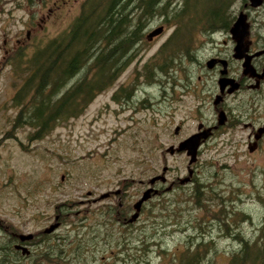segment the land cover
<instances>
[{"label":"rangeland","instance_id":"374dc122","mask_svg":"<svg viewBox=\"0 0 264 264\" xmlns=\"http://www.w3.org/2000/svg\"><path fill=\"white\" fill-rule=\"evenodd\" d=\"M44 1V9L38 4L29 6L28 17L37 23L36 34L32 31L28 40V58L69 30L83 0ZM49 8L50 17L40 20L49 14ZM13 14L19 18L13 20L11 30L10 25L5 28L12 32L22 28L24 11L13 10ZM3 24L0 21V34ZM160 25L164 31L148 41L146 34ZM205 27L206 31L202 24L197 26L189 41L184 36L177 42L181 46L171 49L168 45L160 52L183 25L163 23L160 17L150 19L133 60L114 84L84 102L86 107L77 117L34 141L28 139L31 128L12 127L17 114L11 107L12 97L25 77L28 58L8 62L0 57V240L11 232L35 234L26 244L29 255L9 252L0 256V264H160L156 251L182 249V227L195 235L208 232L206 237L213 238L217 248L229 250L234 244L224 237L223 227L211 218V211L232 216L227 221L235 220L234 228L246 237L264 228V144L249 152L242 140L247 130L234 128L228 121L229 126L216 138L201 144L190 165V180L184 184L180 179L188 176L190 157L185 151L172 155L166 151L196 131L197 120L217 118L210 106H197L199 87L212 79L193 62L194 57L206 56L201 49L211 27ZM168 47L170 52H166ZM145 64H149L145 71L155 66L160 72L154 71L146 79L141 75ZM160 64L167 73L157 67ZM187 79L193 82L194 94H187ZM123 90H131V96L124 97ZM176 126H180L178 135L174 134ZM164 166L166 181L152 185L159 193L143 203L144 210L131 222L133 226L123 223L150 187L149 179L161 174ZM196 186L201 190L197 193L204 206L201 209L195 205ZM109 192L114 195L100 197ZM107 205H113L115 211L124 206L126 218L118 212L119 221L108 218L101 211H108ZM173 212L180 213V222L174 223ZM55 222L58 227L42 239L46 235L42 231Z\"/></svg>","mask_w":264,"mask_h":264},{"label":"trees","instance_id":"16d2710c","mask_svg":"<svg viewBox=\"0 0 264 264\" xmlns=\"http://www.w3.org/2000/svg\"><path fill=\"white\" fill-rule=\"evenodd\" d=\"M241 1L246 0H207L205 4L199 0H181V3L180 0H83L80 12L69 30L48 41L26 60L25 77L12 97L14 106L11 107L17 111L12 127L24 125L31 128L28 139L34 141L51 133L59 124L77 117L86 107L84 102H90L95 95L110 88L122 69L133 60L138 45L145 38L150 19L160 17L163 23L183 25V29H176L171 40L161 47V52L168 45L173 46L171 49L181 46L177 42L184 36L189 41L193 30L201 24L205 31V25L211 27L209 30L216 25H223L229 7L234 3L240 4ZM198 9H201L200 13ZM170 51L168 47L166 52ZM148 65L143 66L141 73L146 79L153 77L152 72H160L155 70V66H150L145 71V66ZM157 67L167 73L162 64ZM83 69L84 73L81 72ZM76 76L79 77L76 79ZM118 90L115 91L114 98ZM131 92L123 90V96L129 98ZM200 191L196 186L194 198L199 209L204 207L199 202L201 196L197 193ZM66 201L72 202L70 198ZM62 205L67 204L64 202ZM143 207L140 213L144 210ZM107 209L109 210L101 211L114 221L117 219L116 212L126 218L124 206L115 211L113 205H107ZM209 215L212 219H218L217 223L223 227L224 237L234 246L229 250L217 248L214 239L206 237L208 232L195 235L196 233L182 227L185 235L182 249L156 251L161 259L160 264H264V228H260L253 237H246L239 229L234 228L235 220L229 224L227 219L232 216H219L220 212L213 211ZM171 216L174 223L180 222V213L173 212ZM200 221L198 219L197 222ZM123 223L133 226L127 220ZM47 235H41L42 239L48 238ZM11 237L13 238L9 233L4 240H0L2 258L9 252L21 253L11 244ZM111 253L117 255L115 250H111Z\"/></svg>","mask_w":264,"mask_h":264},{"label":"flooded vegetation","instance_id":"af4514ba","mask_svg":"<svg viewBox=\"0 0 264 264\" xmlns=\"http://www.w3.org/2000/svg\"><path fill=\"white\" fill-rule=\"evenodd\" d=\"M45 2L44 0H0V21L4 23L1 26L4 31L0 34L2 38L1 48L3 49L0 57L4 61L20 62L28 58V40L32 31L36 34L34 24L37 23L36 20L28 17L29 6L38 4L40 6L39 9H44ZM259 2L258 5H253L251 0H246L244 2L241 1L238 7H236V3L231 5L227 18H225V23L216 25L208 32L207 43L201 49L202 52H206V56L202 59L193 56V62L201 69V73L207 76L206 78H212L207 84L204 83L201 85L202 87H199V89L202 88V91L198 89V93L201 92V95H198L199 102H197V106H210L214 116H217L216 123L213 120H197L196 131L189 134L190 136L197 132L206 131L209 128L210 135L201 143L202 145L207 140L213 137L216 138L223 128L228 127V121H231L234 128L247 130L242 140L245 141L249 152H256L264 144V0H259ZM53 4H55V1ZM13 10L24 11V16L20 17V22L23 26L20 30L14 32L9 30L14 25L13 20L16 22L19 17L14 16ZM241 12L246 16L248 36L244 40V47L241 52H238L241 57H236L237 43L232 38L230 29ZM50 15L51 9L49 8V14L46 17L42 15L40 20H46ZM8 25H10L9 30L5 29ZM218 34L224 37L218 39L216 37ZM121 60H123L122 55ZM197 76L198 79H201L200 74ZM221 78L230 80V82L227 81L222 90L219 83ZM231 80L237 85L232 92H228L231 86H235L231 83ZM187 82L185 86L187 94H194L196 91L190 86V83L192 85L193 82L189 79H187ZM194 86L197 87L196 84ZM218 97L220 98L216 103ZM228 100L230 101L228 102ZM220 110H223L226 116L223 125H217ZM178 127L179 133L180 126ZM178 133L175 135H178ZM111 194L114 195L109 192L106 197ZM119 206H122V204L119 203ZM10 234L14 238L11 237L14 241L13 245H15L19 241L14 235L15 233L11 232ZM31 240L23 244L26 245Z\"/></svg>","mask_w":264,"mask_h":264},{"label":"water","instance_id":"95a60500","mask_svg":"<svg viewBox=\"0 0 264 264\" xmlns=\"http://www.w3.org/2000/svg\"><path fill=\"white\" fill-rule=\"evenodd\" d=\"M251 1H252L253 5H258L260 3L259 0H251ZM163 31H164V27L162 25L157 26L156 28L150 30L146 34V38L148 41H151L154 37L160 35ZM230 33H231L232 38L237 43L236 44V52H237L236 57H241V54H238V52L239 53L241 52V49L244 47L243 46L244 40L248 36V25L246 23V16L243 12L238 14L235 22L233 23V25L230 29ZM227 81L230 82V80H227L226 78H221L219 80L221 90L223 89V87H225ZM231 83L234 84L235 86L234 87L231 86L228 89V92H232L233 89L237 85L236 83H233V80H231ZM219 98L220 97H218V99L216 100V103L219 101ZM225 120H226L225 113L223 110H220L219 114H218L217 125H223L225 123ZM178 129H179V127L176 126L174 129V134L178 133ZM209 135H210V129L207 128L206 131L194 133V134L188 136L187 138L179 141L176 147L174 145H170L166 149V151L170 155H172L174 153H180V152L185 151L186 155H188L190 157L189 162H188V168H189L188 169V176L180 179L181 184H184L190 180V176L192 175V169L190 168V165L196 161L198 149H199L201 143L207 137H209ZM166 171H167V166H164L162 168L161 174L154 175L149 179L150 187L147 188L146 190H144L142 192L140 198L133 204L134 212L131 214L130 218L127 219V221L129 223L137 220V218L139 217L143 203L158 193V190L155 189L152 185L156 181L165 182L166 181V177H165ZM171 187H172V184H170L166 188V191L170 190ZM106 196H107V194L105 193V194H102L100 197L104 198ZM58 225H59V223L55 222V223L51 224L49 227L45 228L42 233L49 234V233L53 232L58 227ZM14 235H16L17 240L19 241L18 243H15L14 248L17 250H20L22 255H28L30 253V251L27 248V246L23 243L31 240L34 237V234L33 233H28V234L16 233Z\"/></svg>","mask_w":264,"mask_h":264},{"label":"bare ground","instance_id":"6f19581e","mask_svg":"<svg viewBox=\"0 0 264 264\" xmlns=\"http://www.w3.org/2000/svg\"><path fill=\"white\" fill-rule=\"evenodd\" d=\"M44 234H45V233H44ZM13 243H14V241L12 240V243H11V244H13ZM29 254H30V253H29ZM29 254H28V255H29ZM22 256H27V255H22Z\"/></svg>","mask_w":264,"mask_h":264}]
</instances>
